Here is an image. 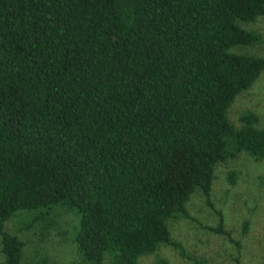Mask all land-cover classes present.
<instances>
[{"label":"trees","instance_id":"obj_1","mask_svg":"<svg viewBox=\"0 0 264 264\" xmlns=\"http://www.w3.org/2000/svg\"><path fill=\"white\" fill-rule=\"evenodd\" d=\"M263 15L264 0H0L3 264H23L11 217L48 228L60 208L80 219L83 264H138L162 245L186 256L169 222L191 218L197 191L212 206L219 165L264 159L258 116L228 117L264 71L233 52ZM208 229L227 233L223 219Z\"/></svg>","mask_w":264,"mask_h":264},{"label":"rangeland","instance_id":"obj_2","mask_svg":"<svg viewBox=\"0 0 264 264\" xmlns=\"http://www.w3.org/2000/svg\"><path fill=\"white\" fill-rule=\"evenodd\" d=\"M243 27L257 34L259 40L233 52L264 57V15ZM248 111L258 116L256 125L264 129V71L249 90L237 96L229 109V120L239 127L241 116ZM230 172L236 174L235 185L228 181ZM215 175L212 206L197 191L187 204L191 218L183 216L169 222L172 239L183 246L186 256L172 245H162L155 254L141 257L138 264H235L238 256L242 264H264V159L257 161L243 153L219 165ZM31 217L19 212L5 226L7 233L24 243L23 264H83L75 243L80 224L75 212L57 209L54 224L48 228L45 222L31 226ZM221 219L226 235L208 229L218 228ZM245 222L249 223L247 230ZM237 241L242 244L241 251ZM3 260L0 236V264ZM103 264L111 261L106 259Z\"/></svg>","mask_w":264,"mask_h":264}]
</instances>
